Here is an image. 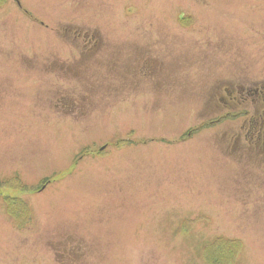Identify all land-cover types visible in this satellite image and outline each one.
Instances as JSON below:
<instances>
[{"label":"rangeland","instance_id":"1","mask_svg":"<svg viewBox=\"0 0 264 264\" xmlns=\"http://www.w3.org/2000/svg\"><path fill=\"white\" fill-rule=\"evenodd\" d=\"M262 87L264 0H0V264H264Z\"/></svg>","mask_w":264,"mask_h":264},{"label":"flooded vegetation","instance_id":"2","mask_svg":"<svg viewBox=\"0 0 264 264\" xmlns=\"http://www.w3.org/2000/svg\"><path fill=\"white\" fill-rule=\"evenodd\" d=\"M82 36V34H79V37ZM80 39L82 40V38L80 37ZM83 42V40H82ZM84 43V42H83ZM82 46V45H81ZM238 80V79H237ZM237 80L234 81H226L223 83L222 87H221V91L224 89L226 91H228L227 89V85H233V82H236ZM241 82V81H239ZM261 84L263 85V81L261 82ZM231 87V86H230ZM235 89L239 94L243 93V89L249 93L251 87L250 86H245V87H241L239 85H234ZM231 90V89H230ZM228 95H231V92H228ZM263 96L264 98V87H262V90L259 92V98L260 96ZM220 98V96H218ZM73 103L76 102L75 100H72ZM262 105V104H260ZM263 107L259 110L258 114H252L253 112H249L247 110L244 109V114L246 115L247 118V122H246V126L248 127L249 131L252 132H245L244 137L247 138V140H251V141H257L260 140L263 136H264V105H262ZM260 121V122H257ZM255 122H257L256 124H254ZM254 132V133H253ZM261 134V135H260Z\"/></svg>","mask_w":264,"mask_h":264},{"label":"trees","instance_id":"3","mask_svg":"<svg viewBox=\"0 0 264 264\" xmlns=\"http://www.w3.org/2000/svg\"><path fill=\"white\" fill-rule=\"evenodd\" d=\"M247 148L251 149L252 152H250V154H253V152L257 153V152H255V150H258V154L260 156H263L264 155V136L260 140L255 141L254 144H248ZM218 239H222L224 242H226V243H223L226 247L225 250L226 249L227 250L225 251L224 256H222V258H223L222 262H227V264H228L231 262V257L233 256V254H235L236 249H238V248L240 249V241L237 239H230V238L225 239L223 237H221V238L218 237ZM230 243H236V246H234L233 244H230ZM230 246H232V247H230ZM206 260L209 264H212L211 260H217V259L214 257V255H209Z\"/></svg>","mask_w":264,"mask_h":264}]
</instances>
